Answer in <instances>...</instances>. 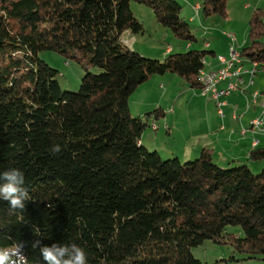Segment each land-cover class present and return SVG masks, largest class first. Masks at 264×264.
Returning a JSON list of instances; mask_svg holds the SVG:
<instances>
[{"label": "trees", "instance_id": "trees-1", "mask_svg": "<svg viewBox=\"0 0 264 264\" xmlns=\"http://www.w3.org/2000/svg\"><path fill=\"white\" fill-rule=\"evenodd\" d=\"M133 1L181 40H197L178 0H0V173L21 170L30 190L24 210L0 199V248L24 242L29 264H44L36 240L75 243L89 264H208L192 248L211 239L232 247L231 260H264V168L222 166L208 148L184 162L163 159L141 143L149 117L162 111L135 117L129 97L157 74L201 89L214 51L160 60L126 46L124 33L144 31ZM228 2L204 0L203 16L226 17ZM248 38L240 56L264 69L261 7ZM45 50L79 64V90L61 88ZM250 159L264 160V147Z\"/></svg>", "mask_w": 264, "mask_h": 264}, {"label": "rangeland", "instance_id": "rangeland-1", "mask_svg": "<svg viewBox=\"0 0 264 264\" xmlns=\"http://www.w3.org/2000/svg\"><path fill=\"white\" fill-rule=\"evenodd\" d=\"M182 5L183 9L187 4L198 5L199 8L204 0H178ZM133 5V12L139 18L140 21L144 24V31L131 34L124 33L121 37L122 42L133 49L134 43H137L136 46L140 49L142 54L145 56L156 58L163 60L165 57L160 55L161 51L164 52L167 47L171 46L175 48V52H183L185 47L189 42L181 40L178 38L171 29L162 25L157 19L152 11V9L147 5L138 4L136 1L131 3ZM135 5V6H134ZM141 5V8L140 6ZM256 7H261L264 10V5L260 4V0H229L227 7V16L222 17L219 15H213L208 18L203 16L202 12V22L197 21L196 23H191V28L194 30L195 36L197 37L196 41L190 42L193 44V47L198 48H206L203 46L204 42L210 40V36L215 37L212 40H216L218 46H227L229 52V57L231 50L234 49V46L237 47L238 44L243 42L244 40L248 42V28H249V20L253 10ZM184 15V14H183ZM231 34L235 36V39L231 37ZM240 42L237 44L236 42ZM236 42V43H235ZM233 45V46H232ZM231 46V47H230ZM235 50V49H234ZM237 50V49H236ZM225 54V55H228ZM40 57L47 61L53 68L59 70L58 80L61 88L65 90L77 91L80 88L82 78L84 76V71L75 61L67 59L63 54L52 50H45L39 53ZM223 54L217 55L220 56ZM100 68L95 67L93 72H100ZM167 75H174V78H166ZM153 79H163L167 80L168 83L166 87L161 86L162 83H159L157 86L150 87L149 94H142L137 90L135 94L130 98L129 104L133 106H137V102L142 100L140 96L146 97V104L148 107H153L157 109H161L165 112L164 115H160L157 119L159 123V129L157 132V143L161 145L162 157L163 159L174 158L175 156L169 155L167 153V149L174 146L180 152L185 151L187 147H190L193 142H196L193 138L189 139V133L191 131H196L198 127V123L196 121V116L194 113L196 112V102L193 100V94H190L187 90L192 88L186 84V82L177 74L166 73L163 75H154ZM152 77L149 79L151 80ZM148 80V81H149ZM245 81V80H244ZM246 84V81H245ZM247 85L241 83V87L244 90H240L241 92L245 90H251L249 87H255V75L247 80ZM220 89L226 88V84H222L219 86ZM149 90V89H148ZM146 90V91H148ZM254 90V89H253ZM252 90V92H253ZM142 91V90H140ZM166 91V92H165ZM238 91V90H236ZM234 92V91H233ZM232 92V93H233ZM254 91L252 94L256 93ZM141 93V94H140ZM232 93H229L221 98V100L225 103L223 106L219 107L216 100H214L210 94H203L201 92L202 98L205 101L211 102V114L213 116L222 118L227 110L225 106L228 103V96ZM255 95V94H254ZM211 100V101H210ZM177 101V102H176ZM213 101V102H212ZM143 103V100H142ZM251 104L250 102L246 103L248 106ZM184 105V106H183ZM253 105V104H252ZM251 105V106H252ZM160 107V108H158ZM254 107V106H252ZM178 110V112L175 111ZM154 110V109H153ZM234 113H238L239 115L242 113L241 110L238 111L237 107H233L232 109ZM222 111L223 115L220 113ZM233 113V112H232ZM146 119V116H145ZM164 119H168L172 126V130L178 127V132H172L169 137H162L160 131L166 132ZM256 119V118H255ZM253 122L254 119H251ZM256 121V120H255ZM222 129L227 128L226 122L221 121ZM156 125V124H155ZM154 127L150 125L144 132L149 133L151 130L150 127ZM156 130V131H157ZM154 131V132H156ZM192 147V146H191ZM216 148V147H214ZM154 151V148L150 149ZM212 152L214 151L211 150ZM219 151H217L218 153ZM181 161L190 160L193 157H184L183 155L177 156ZM223 166V165H222ZM253 172H260L261 170L250 165ZM227 230L230 232L243 233L241 226L230 225L227 227ZM193 254L207 262L208 264H264V260L258 259H250V260H231L230 257L233 255L232 247L227 244L217 243L211 239L205 240V242L201 245L194 246L192 248Z\"/></svg>", "mask_w": 264, "mask_h": 264}, {"label": "crops", "instance_id": "crops-1", "mask_svg": "<svg viewBox=\"0 0 264 264\" xmlns=\"http://www.w3.org/2000/svg\"><path fill=\"white\" fill-rule=\"evenodd\" d=\"M260 4L264 5V0H260ZM135 6V5H134ZM141 7V5H138ZM196 5L187 4L185 8L183 9V14L186 17V19L190 23H196L197 21L202 22V8L201 6L199 8L195 7ZM143 8V7H141ZM257 8V7H256ZM133 9V5H132ZM215 37L210 36V40H207L204 42L203 46L206 48H200V49H209L214 51V54L207 55L205 59V68L204 71L209 72L212 69L218 68L220 66L219 57H222V55L218 56L219 54H223L225 57L229 58V50L227 46H218L216 40H212ZM264 41V39H263ZM237 42V38H236ZM235 42V43H236ZM240 42H237V44ZM137 43H134L133 49L142 52L138 47L136 46ZM247 44V40L241 42L238 44L237 47L234 46V49L238 52L242 50V48ZM194 45L191 43H188L185 47L184 51H187L191 48H198L193 47ZM233 46V45H232ZM231 47V46H230ZM183 51V52H184ZM175 52L174 47H167L166 50L161 51L160 55L166 57L168 54ZM142 54V53H141ZM228 54V55H225ZM144 55V54H143ZM245 68H251L252 65L247 60L245 61ZM255 75V87L251 86L249 87L251 90H245L241 92L240 90L234 91L232 94L228 96V103L225 106L227 112L222 117H216L211 114V102L205 101L207 99H203L201 95V89L200 88H190L187 91L190 94H193V100L196 102V112L194 113L196 116V121L198 123V127L196 131H191L189 133V139L193 138L196 140V142H193V144L190 147H187L185 151L180 152L177 150L174 146L167 149V153L171 156H181L184 157H198L203 149L208 148L214 151L212 152L213 158L216 162H218L220 165L228 166V165H235L239 163H247L249 166L252 164L257 169L260 170L264 168V160L256 161L250 159V153L252 150L260 147H264V69H257V71L253 74ZM250 75L248 73L243 74V78L246 81L249 79ZM146 81L145 83L138 86V88L133 92V94L129 97L130 98L135 94L137 90L141 92L142 94H149L150 93V87L151 86H157L159 83H162L161 86L166 87L168 81L165 79H153ZM166 78H174L173 76L167 75ZM188 85V84H187ZM189 86V85H188ZM158 87V86H157ZM149 89V90H148ZM254 89V90H253ZM142 90V91H140ZM148 90V91H146ZM244 90V89H242ZM254 91H257L254 94H258L257 99H254V94H252ZM166 92V91H165ZM140 93V94H141ZM206 94V93H204ZM141 99L137 102V106H133L132 104H129L130 112L135 117H141L142 119L148 118L147 114L151 111L156 110L153 107H148L150 103H146V97L140 96ZM211 101V100H210ZM177 102V101H176ZM213 102V101H212ZM250 102L248 106L246 103ZM146 104H149L148 106ZM253 104V105H252ZM254 107H252V106ZM152 106V105H150ZM184 106V105H183ZM233 107H237L238 111L241 110L242 113L239 115L238 113H235L232 110ZM160 108V107H158ZM154 109V110H153ZM162 111V110H161ZM176 112H178L177 109H175ZM233 112V113H232ZM165 112L162 111L161 115H164ZM256 118V119H255ZM262 119L263 127L259 129L252 128L253 123L255 120ZM157 119L155 115L149 117V123L150 125L156 124L157 128L154 129L153 126L150 127L149 133L144 132L141 137V143L145 145L148 149L154 148L157 150L160 155L162 156L161 145L157 143V132L159 129V123L157 122ZM254 119L253 122H251ZM225 121L227 124V128L222 129L221 121ZM165 124V130L160 131L161 136L166 138L171 135L172 132H178V127L172 130V126L170 124V121L168 119H164ZM157 130V131H156ZM244 130V132H243ZM156 131V132H154ZM257 140L258 143L256 146L253 145V142ZM216 147V148H214ZM217 151H219L217 153ZM251 167V166H250Z\"/></svg>", "mask_w": 264, "mask_h": 264}, {"label": "clouds", "instance_id": "clouds-1", "mask_svg": "<svg viewBox=\"0 0 264 264\" xmlns=\"http://www.w3.org/2000/svg\"><path fill=\"white\" fill-rule=\"evenodd\" d=\"M52 153L61 151L60 145H54ZM0 199L9 202L10 210H24L30 200V190L26 186L24 173L16 168L0 173ZM24 242L14 243L11 247L0 248V264H29L24 254ZM33 248H39L44 264H89L88 253L75 243L41 246L36 240Z\"/></svg>", "mask_w": 264, "mask_h": 264}, {"label": "built area", "instance_id": "built-area-1", "mask_svg": "<svg viewBox=\"0 0 264 264\" xmlns=\"http://www.w3.org/2000/svg\"><path fill=\"white\" fill-rule=\"evenodd\" d=\"M198 5L199 4L195 7L197 8ZM231 37L235 39L233 34H231ZM249 62L252 67L245 68L244 59L240 56V53L234 49L231 50L229 58L222 55V64H220L218 68L212 69L211 73H206L205 88H201V92L204 94L205 90H212V98L217 101L219 107L223 106L225 104L221 100L223 96L232 93L233 91L244 89L241 87V83L246 85L243 74L248 73L251 78L253 76V70L258 69L259 66L256 61ZM223 83L226 84V88L220 89L219 86ZM258 95L259 93L257 96ZM220 113L223 115L222 111ZM259 122L262 125V119L259 118ZM153 128L156 129L157 125L154 124ZM257 143L258 141L255 140L253 145L256 146Z\"/></svg>", "mask_w": 264, "mask_h": 264}, {"label": "bare ground", "instance_id": "bare-ground-1", "mask_svg": "<svg viewBox=\"0 0 264 264\" xmlns=\"http://www.w3.org/2000/svg\"><path fill=\"white\" fill-rule=\"evenodd\" d=\"M220 64H222V57L218 58ZM257 70H253V74L256 72ZM206 73H211L209 72H204L201 74V77L199 78L201 84H202V88H205V77H206ZM204 93L206 94H210V96L212 97V90H205ZM257 94L254 95V99H256ZM235 116V115H234ZM263 127V123L262 125L260 124L259 120L254 121L252 128L255 129H259Z\"/></svg>", "mask_w": 264, "mask_h": 264}]
</instances>
